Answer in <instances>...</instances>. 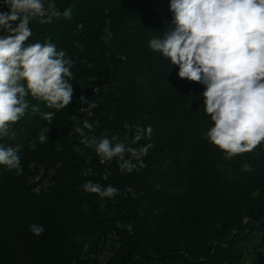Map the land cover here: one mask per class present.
<instances>
[{
  "label": "trees",
  "instance_id": "1",
  "mask_svg": "<svg viewBox=\"0 0 264 264\" xmlns=\"http://www.w3.org/2000/svg\"><path fill=\"white\" fill-rule=\"evenodd\" d=\"M55 4L61 13L72 8L71 18L34 20L26 43L50 41L74 61L73 97L56 110L29 96L30 105L55 113L52 123L29 108L13 125L15 138L0 141L20 146L22 168L18 175L0 165V264H253L264 255V142L226 159L206 138L213 122L205 86L181 79L178 66L149 47L175 28L170 0ZM82 95L97 107L81 111ZM84 120L98 138L151 143L146 167L122 173L115 160L101 164L72 131ZM149 125L151 140L131 144L136 127ZM87 180L119 192L86 193ZM32 224L44 232L34 235Z\"/></svg>",
  "mask_w": 264,
  "mask_h": 264
},
{
  "label": "clouds",
  "instance_id": "2",
  "mask_svg": "<svg viewBox=\"0 0 264 264\" xmlns=\"http://www.w3.org/2000/svg\"><path fill=\"white\" fill-rule=\"evenodd\" d=\"M3 4L8 10L0 11V30L7 33L0 35V141L15 138L13 125L29 108L52 123L55 113L30 105L29 96L61 110L69 106L74 91L69 83L74 61L66 52L50 41L26 43L33 34L31 22L50 24L61 16L70 19L72 8L61 13L55 0H3ZM170 11L175 28L162 38H152L149 47L178 66L181 79L205 86V111L213 122L206 138L226 159L254 151L264 142V0H170ZM79 99L87 105L81 111L97 107V102L83 95ZM49 131L42 129L40 143L48 140ZM72 131L81 137V144L94 149L101 164L115 160L122 173L145 168L143 157L153 147L151 143L132 147L116 135L98 138L88 120ZM152 133L150 125L137 126L131 144L151 140ZM35 147L33 141L30 148ZM19 151V145L0 142V165L18 175L22 173ZM242 168L252 170L247 163ZM90 174L91 168L82 170L85 177ZM81 188L102 198L119 192L91 180ZM29 230L40 236L44 227L32 224Z\"/></svg>",
  "mask_w": 264,
  "mask_h": 264
},
{
  "label": "rangeland",
  "instance_id": "3",
  "mask_svg": "<svg viewBox=\"0 0 264 264\" xmlns=\"http://www.w3.org/2000/svg\"><path fill=\"white\" fill-rule=\"evenodd\" d=\"M250 261H247L246 264H249ZM253 264H264V255H259L254 258L252 261Z\"/></svg>",
  "mask_w": 264,
  "mask_h": 264
}]
</instances>
